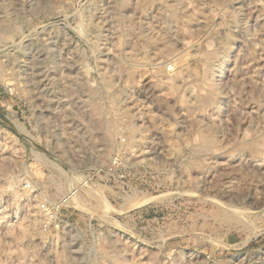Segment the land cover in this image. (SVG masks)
<instances>
[{
    "label": "rangeland",
    "instance_id": "374dc122",
    "mask_svg": "<svg viewBox=\"0 0 264 264\" xmlns=\"http://www.w3.org/2000/svg\"><path fill=\"white\" fill-rule=\"evenodd\" d=\"M0 264H264V0H0Z\"/></svg>",
    "mask_w": 264,
    "mask_h": 264
},
{
    "label": "bare ground",
    "instance_id": "6f19581e",
    "mask_svg": "<svg viewBox=\"0 0 264 264\" xmlns=\"http://www.w3.org/2000/svg\"><path fill=\"white\" fill-rule=\"evenodd\" d=\"M256 23H257V22H256ZM258 25H259V24H258ZM220 54H221V53H220ZM215 56H217V55H215ZM256 64H257V63H256ZM244 67H245V66H244ZM252 72H253V71H252ZM257 72H258V71H257ZM244 73H245V72H244ZM262 75H263V74H262ZM262 75H261V76H262ZM254 78H255V77H254Z\"/></svg>",
    "mask_w": 264,
    "mask_h": 264
}]
</instances>
